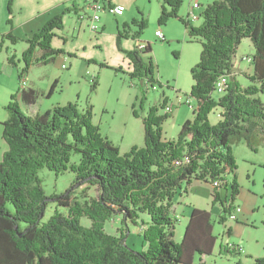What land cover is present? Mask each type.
<instances>
[{
  "label": "trees",
  "instance_id": "16d2710c",
  "mask_svg": "<svg viewBox=\"0 0 264 264\" xmlns=\"http://www.w3.org/2000/svg\"><path fill=\"white\" fill-rule=\"evenodd\" d=\"M181 4L182 0H161L158 18L160 25L170 18L180 19L191 39L201 42L189 93L196 108L176 139L163 138L162 123L168 114L160 115L156 105L142 118L144 145L135 144L121 152L92 121V105L82 109L69 102L30 115L22 109L17 93L11 96L6 105L8 118L2 122L8 149L0 159V264H193L196 254L203 257L213 252L217 237L211 212L199 207L192 208L183 239L175 242L174 197L183 183L226 180L233 174L229 182L233 202L239 193L233 146L244 142L258 151L264 143V100L260 96L264 93V0H213L201 11L200 25L178 15ZM63 24V13L53 16L27 39L24 65L18 72L20 82L33 64H47L65 52L52 45ZM133 25L138 29L132 38L137 39L148 19L142 16L126 23L118 32L116 46L129 59L130 77L143 86L141 95L136 96L142 107L145 90L162 83L155 76L157 66L150 42L142 47L137 42L131 49L122 46ZM246 38L254 52L250 61L253 74L246 75L251 84L244 85L237 79L234 60ZM8 61L16 65L14 55ZM223 74H230L229 87L214 97L215 82ZM55 85L57 81L49 95ZM97 86L95 76L91 89ZM18 90L23 97L25 87ZM28 95L29 102L38 99L34 90ZM166 103L164 100L161 108ZM217 107L221 118L212 122L210 114ZM133 113L137 115L135 108ZM74 154L80 155L78 162H71ZM44 167L56 174L73 171V187L94 186L97 196L81 202L73 197V187L47 195L39 177ZM50 200L57 206L43 221ZM222 204L221 222L234 209L226 200ZM116 215L122 216L120 235L105 229L106 221ZM83 217L92 223L84 226ZM129 222L139 225L145 249L139 251L126 244ZM238 250L232 252L239 254ZM253 264H264V256L254 258Z\"/></svg>",
  "mask_w": 264,
  "mask_h": 264
},
{
  "label": "rangeland",
  "instance_id": "374dc122",
  "mask_svg": "<svg viewBox=\"0 0 264 264\" xmlns=\"http://www.w3.org/2000/svg\"><path fill=\"white\" fill-rule=\"evenodd\" d=\"M83 1V0H82ZM80 0V2H82ZM194 0H182L178 15L187 18L189 6ZM202 4L198 10L203 9L213 0H198ZM54 0H13L9 5V0H0V110L3 105H7L13 90L10 84H21L18 72L23 67L24 62L22 53L28 47L27 39L31 38L34 32L26 35L24 24L32 15L42 12L43 8L53 5ZM84 2V1H83ZM142 16L148 19L147 27H144L139 38L125 41L131 45V41L141 43L150 42L152 45V56L157 66L156 78L162 85L156 83L157 88L152 86L145 90L146 101L142 107L136 96L141 95L142 84L137 79L130 77L129 59L125 54L116 49L113 33L116 31L117 19L108 11L100 13L101 19L97 21V26L102 27L103 17L108 20L106 31L100 42H96L93 31L90 29V23L80 31L78 38L72 37L78 34L76 29L73 32L72 21L67 19L65 34L69 35L68 49L77 52L75 54L67 51L56 56L55 60L47 64H33L26 75L28 80L34 82L35 87L45 91L44 98L52 105H65L69 102H76L80 108L84 109L92 105V121L100 128L102 136H107L120 147L121 152L128 151L133 143L144 145V116L152 105L159 108V114H168V118L162 123L163 138L176 139L180 133L181 126L186 119L193 118V110L189 107L186 100L190 97V89L193 85L191 70L200 59L201 42L197 39H191L186 31L182 21L176 17L170 18L166 24L158 23L159 13L161 12V0H144L140 3ZM201 9V10H200ZM135 11H126L125 15L131 17ZM85 14V13H83ZM91 14V9L87 10V16ZM104 14V16H103ZM111 14V15H110ZM115 17V18H114ZM88 18V17H87ZM135 17H131V24ZM48 22V21H47ZM202 18L193 22L200 25ZM137 26H131L133 33ZM156 29H160L166 40H161L155 34ZM254 47L249 38L244 39L236 51L237 79L244 85L251 84L246 75H252L250 70L251 63L242 59L245 55H252ZM14 55L15 64L8 61V57ZM94 58L95 61H88ZM240 60V61H239ZM242 60V61H241ZM107 64L102 66L101 64ZM110 66V67H109ZM121 67L122 69L118 70ZM252 72V73H251ZM98 76V86L95 90L91 89L93 78ZM57 81L53 93L49 95L51 85ZM30 84V83H29ZM218 97L217 92L213 93ZM264 100V93H260ZM195 104L196 100L192 98ZM167 101L166 105H173L171 112H166L161 104ZM184 102V103H183ZM137 115L133 113V106ZM53 106V107H54ZM6 107V106H5ZM53 107H50L51 109ZM7 110V109H6ZM4 110V111H6ZM8 112V111H7ZM220 109L215 108L210 118L212 122L220 119ZM9 114V113H8ZM2 126H0V149L4 143L2 138ZM1 152V151H0ZM233 156L236 161V179L239 187V193L233 202L231 201V187L229 182L233 181V174L227 176L226 180H220V187L215 186L210 181L202 179L193 180L188 186L183 183V188L174 197V207L172 216L174 217V240L180 242L183 239L185 226H187L190 211L193 207L209 210L213 219V233L217 237L214 250L211 254L203 257L196 254L193 264H236L241 261L245 264H253L254 258L264 256V143L260 144L258 151L251 150L244 142L235 145ZM0 158L2 159L1 155ZM79 154L72 156L71 162H78ZM43 187L47 195L60 194L73 187L75 173L71 170L56 174L49 168L44 167L39 172ZM226 181L228 182L227 184ZM186 186L187 191L184 190ZM76 192L73 197L84 202L87 197L97 196V190L94 186L73 187ZM232 203L233 206H240L238 219L230 218L226 213L223 222L220 216L223 212L222 202ZM56 203L50 200L46 208L43 221H47L53 214ZM65 212L64 207H61ZM149 221L148 216H144ZM92 221L82 218V224L89 226ZM122 216L116 215L106 221L105 229L110 234L120 235L122 225ZM126 244L130 248L143 250L146 248L144 237L140 234L139 225L131 222L128 224ZM124 229V228H123ZM125 231V229H124ZM243 248L239 254L232 252L236 248ZM225 248L230 251H224ZM237 251V250H236ZM239 251V250H238Z\"/></svg>",
  "mask_w": 264,
  "mask_h": 264
},
{
  "label": "crops",
  "instance_id": "0c3cea01",
  "mask_svg": "<svg viewBox=\"0 0 264 264\" xmlns=\"http://www.w3.org/2000/svg\"><path fill=\"white\" fill-rule=\"evenodd\" d=\"M102 1L105 3V5L107 7L110 5L123 4L126 6V11H129V10L132 11L133 9H135V11H133L131 13V15H130L131 17L138 18V16L143 15V13L141 12L142 10L140 7L141 6L140 3L143 2L144 0H102ZM195 2L199 3L200 7H202V4L198 0H194L190 6H192V4ZM190 6H189V8H190ZM42 10H43L42 12L38 11L37 14L32 15L30 17V19L24 24V28L26 29V35H28L29 33L31 35V33L33 31H35L37 29L39 30L44 24H46L50 18H52L53 16H56L58 14L63 13L64 24H63L61 29L56 31V36L54 37V39H52V45L54 48H57V49L62 48L65 51H67L68 53H70V55L75 54L74 56H77V54H78L77 52L71 51V49H68V47H67L68 42L73 41V40L69 39L68 34H65V32L68 31V29L66 28L67 19H69V21H72V23H74L73 24V32L76 29L79 31L77 36H75V34L73 33L72 37L78 38L80 36V31L84 30V27L87 26L88 22H89V20L87 18L88 16L85 15V14H87V10H89L88 5L85 4V2H83V1L80 2V0H54L53 5H50L49 7H45ZM105 11L106 10H104L103 12L105 13ZM126 11H124L123 15L116 18L117 19V25L115 26L116 31L113 33L115 46H116L118 32L123 30V27L125 26L126 23H130L129 19L131 17H128L125 15ZM199 12H201V11H199ZM83 13H85V14H83ZM103 16H104V14H103ZM107 22H108V20L106 19V16H104L103 21H102V27H100V31L93 32V34L96 38L95 41L97 43L101 41V39H102V37L106 31ZM127 34H128L127 38H124V40L122 41V46L124 48L131 49L138 41H135V42L131 41V45L130 46L127 45L125 43V41H129L131 36L133 35V31L131 30L130 27L128 28ZM116 49H118L117 46H116ZM93 59L94 58H90V59H88V61H92ZM234 64H235V68H237L236 67L237 65H239V66L241 65L240 62L236 61V58L234 60ZM129 66L131 67L130 64H129ZM249 68H250V70L253 71L252 66H250ZM129 70H132V67L129 68ZM25 80H26L27 84L25 85V93H24L23 97L21 96V93L18 90L19 86H20L19 83L15 85L14 82H12V84H10V86H11L10 89L13 90L11 93H14V92L17 93V96L19 98L17 100L19 101L22 109L26 113H28L30 115L44 113L45 111L50 109V107L54 106V105H52V103H48V99L46 100V98H44L45 91L43 89H39V88L34 86V84L36 82H34L31 79L28 80L27 76H26ZM29 90H34L36 92V94L38 95V99L35 100L34 102L28 101L29 98L31 99V97L28 95ZM5 106L6 105H3V109L0 110V126H2V128H3L2 122L6 121L8 118V112H7ZM4 110H6V111H4ZM1 134H2V131H1ZM1 136L3 138L2 141H4V143L2 144V149H0V151H1L0 155L3 158V154L8 149V145H7L8 143L6 142L5 138L3 137V134ZM240 143H242V142H240ZM133 145H135V143H133L131 145V147ZM234 147H235V145L233 146V149H234ZM237 219H238V217H237Z\"/></svg>",
  "mask_w": 264,
  "mask_h": 264
},
{
  "label": "built area",
  "instance_id": "2783aa9c",
  "mask_svg": "<svg viewBox=\"0 0 264 264\" xmlns=\"http://www.w3.org/2000/svg\"><path fill=\"white\" fill-rule=\"evenodd\" d=\"M85 2V4L88 5V8L91 9V14L88 16V20L90 25V29L93 32H98L100 31L99 26H97V21H99L101 19L100 13L104 10L108 11L111 14H114L115 16H121L123 15L124 11H126V6L123 4H117V5H110V6H106L105 3L102 0H83ZM200 8V4L195 2L192 4V6H190L189 8V13H188V19L191 20V22H195L196 20H198L200 18V13L198 11V9ZM155 34L160 37L161 40H166L164 33L160 30V29H156ZM139 47H142L143 43H137ZM244 60H248L249 62L252 60L251 55H245L243 56ZM229 75L230 74H223V75H219V77L217 78V86L215 87L214 92H217L219 95H222L225 93V91L228 89L229 87ZM27 84L26 80L23 79L21 80V84H20V88H24L25 85ZM157 86L154 85L153 89H156ZM184 103V102H183ZM186 103H188L189 107L194 110L196 108V104L194 105V103L192 102V99L189 97L186 100ZM173 105H166L165 109L166 112H171L173 110ZM218 181L214 180L212 181V183L217 186L220 187L222 185H218ZM227 183V182H226ZM225 183V184H226ZM242 211V208L240 206H234V209L232 212L229 213V216L231 219L236 220L238 217V213ZM240 251H244L243 248H239Z\"/></svg>",
  "mask_w": 264,
  "mask_h": 264
},
{
  "label": "bare ground",
  "instance_id": "6f19581e",
  "mask_svg": "<svg viewBox=\"0 0 264 264\" xmlns=\"http://www.w3.org/2000/svg\"><path fill=\"white\" fill-rule=\"evenodd\" d=\"M216 83V85H215V87L217 86V81L215 82ZM221 183H220V180L218 181V185H220Z\"/></svg>",
  "mask_w": 264,
  "mask_h": 264
}]
</instances>
